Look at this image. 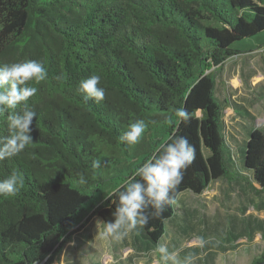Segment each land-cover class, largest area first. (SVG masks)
<instances>
[{
	"label": "trees",
	"instance_id": "1",
	"mask_svg": "<svg viewBox=\"0 0 264 264\" xmlns=\"http://www.w3.org/2000/svg\"><path fill=\"white\" fill-rule=\"evenodd\" d=\"M260 31L264 0H0V63L38 60L48 73L29 81L38 89L28 101L37 114L32 143L0 161V179H23L15 195L0 196V264H54L94 216L104 229L115 209L108 195L173 136L187 137L196 157L173 202L141 228L149 244L164 236L183 191L200 195L225 177L264 195V133L254 128L231 148L215 96L217 73L239 52L231 43ZM91 75L105 89L100 103L78 91ZM141 119L148 127L140 143L122 142ZM96 159L102 169L92 167ZM250 264H264V242Z\"/></svg>",
	"mask_w": 264,
	"mask_h": 264
},
{
	"label": "rangeland",
	"instance_id": "2",
	"mask_svg": "<svg viewBox=\"0 0 264 264\" xmlns=\"http://www.w3.org/2000/svg\"><path fill=\"white\" fill-rule=\"evenodd\" d=\"M230 46L239 52L228 57L217 73L215 96L224 107L228 144L238 150L252 129L264 133V31ZM175 204L180 219L167 222L166 234H176L169 250L175 264H250L254 256L260 255L264 242V195H257L243 181L221 177L210 182L200 195L183 191ZM140 233L138 228L117 241L105 234L96 215L65 244L54 264H122L111 263L106 254L119 255L126 245L133 250L122 253L123 264H156V259L164 264L161 254L151 250L156 245L146 246ZM189 254L193 258L186 259Z\"/></svg>",
	"mask_w": 264,
	"mask_h": 264
},
{
	"label": "clouds",
	"instance_id": "3",
	"mask_svg": "<svg viewBox=\"0 0 264 264\" xmlns=\"http://www.w3.org/2000/svg\"><path fill=\"white\" fill-rule=\"evenodd\" d=\"M45 65L38 60L23 62L0 63V118H4L9 129V135L0 137V161L21 153L32 143L31 136L36 112L28 101L37 94V87L29 86V81L39 84L47 78ZM56 79H62L57 76ZM101 77L91 75L79 82L78 91L84 93L87 101L93 99L100 103L105 97V89L100 87ZM23 105L21 111H17ZM175 115L182 122L189 119L183 108L175 109ZM148 125L141 119L127 126L120 140L127 145L140 143ZM196 148L190 144L187 137L173 136L157 149L151 158L139 164L125 182L108 196L115 204L113 219L104 222V232L117 241L124 240L130 233L148 224L150 216L160 217L166 204L173 202L170 195L182 181L183 172L194 161ZM95 169H102L104 163L96 159L92 163ZM79 184L87 183L85 174L79 173ZM23 186V179L16 172L0 179V196H13ZM115 197V199H113ZM154 211L149 212V208ZM156 251L161 254L164 264L169 260L175 264V258L166 244H157ZM193 256L189 254L186 259Z\"/></svg>",
	"mask_w": 264,
	"mask_h": 264
},
{
	"label": "crops",
	"instance_id": "4",
	"mask_svg": "<svg viewBox=\"0 0 264 264\" xmlns=\"http://www.w3.org/2000/svg\"><path fill=\"white\" fill-rule=\"evenodd\" d=\"M182 193V192H181ZM180 193V194H181ZM202 194V193H201ZM177 214V212H176V214H175V216H174V218H179L180 219V216ZM172 220V219H171ZM169 221V220H168ZM167 221V222H168ZM178 228H180V227H178ZM180 230H181V228H180ZM182 231V230H181ZM177 232V231H176ZM141 234V233H140ZM166 234H167V225H166V232H165V234H164V236L162 237V239H160L159 240V244H166L167 246H168V250H170L171 248H172V242H173V240L176 238L175 237V235L176 234H173V235H171V237H166ZM133 240L135 241L136 239H137V237H136V235L133 233ZM146 241V240H145ZM146 243V246H150V244L148 243V242H145ZM157 243V244H158ZM157 244H156V247H154V246H151V250H153L154 252H157V251H155L156 250V248H157ZM140 245V244H139ZM129 245H126V247H125V249H127V250H125V249H122V250H120L119 251V255H113V256H110V254H106V259H110V262L111 263H113L114 261H116V262H120V263H122L123 264V261H122V253L124 252V251H129V250H133V248L132 247H128ZM141 246H144L145 247V245H141ZM172 250V249H171ZM170 250V251H171ZM157 253H159V252H157ZM156 253V255H157V257H158V254ZM129 257V256H128ZM156 257V256H155ZM108 259V260H109ZM128 260H129V258H128ZM154 263H156V264H159L160 262H159V260H157L156 259V261H154ZM134 264V263H133ZM136 264H145V263H142V262H138V263H136Z\"/></svg>",
	"mask_w": 264,
	"mask_h": 264
},
{
	"label": "water",
	"instance_id": "5",
	"mask_svg": "<svg viewBox=\"0 0 264 264\" xmlns=\"http://www.w3.org/2000/svg\"><path fill=\"white\" fill-rule=\"evenodd\" d=\"M101 220V219H100ZM101 226H102V220H101Z\"/></svg>",
	"mask_w": 264,
	"mask_h": 264
}]
</instances>
